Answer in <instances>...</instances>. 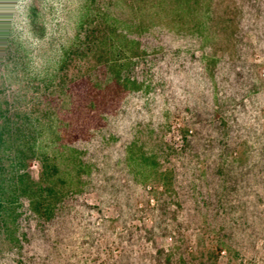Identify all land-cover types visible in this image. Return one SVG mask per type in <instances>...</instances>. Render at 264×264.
<instances>
[{"label":"rangeland","instance_id":"rangeland-1","mask_svg":"<svg viewBox=\"0 0 264 264\" xmlns=\"http://www.w3.org/2000/svg\"><path fill=\"white\" fill-rule=\"evenodd\" d=\"M0 107L59 192L0 264H264V0H0Z\"/></svg>","mask_w":264,"mask_h":264},{"label":"trees","instance_id":"trees-1","mask_svg":"<svg viewBox=\"0 0 264 264\" xmlns=\"http://www.w3.org/2000/svg\"><path fill=\"white\" fill-rule=\"evenodd\" d=\"M34 22L35 20H32V24H35ZM17 113L15 107H0V194L7 192L8 195V199L1 200V203L6 204V208L10 210L8 213L4 211V214L12 218L15 240L18 242L20 240L18 234L21 237L26 233L25 229H22V232L18 230L19 221L31 212L52 215L54 202L45 201L50 196L58 198L59 192L54 184L43 186L42 179L37 180L32 174L29 162L34 159L40 161L42 176L51 181L54 180L58 166L44 149L38 147L31 118L26 120ZM8 150L13 155L12 166L6 177L5 175L3 177L6 170L5 166L1 167L3 153L8 156Z\"/></svg>","mask_w":264,"mask_h":264}]
</instances>
